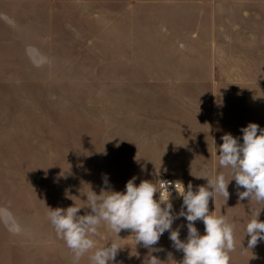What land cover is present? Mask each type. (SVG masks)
Here are the masks:
<instances>
[{"label":"rangeland","instance_id":"rangeland-1","mask_svg":"<svg viewBox=\"0 0 264 264\" xmlns=\"http://www.w3.org/2000/svg\"><path fill=\"white\" fill-rule=\"evenodd\" d=\"M126 5L0 0V208H8L20 228L11 231L0 221V264H91V252L74 260L48 213L75 204L85 214L86 194H99L105 175L111 190H125L115 159L95 158L79 142L87 118L90 134L102 128L95 119L102 106L93 100L95 90L86 92L79 81L100 71L150 67L148 15L123 14ZM229 193L223 206L236 242L230 264H264V241L248 249L245 236L253 212L264 205L239 200L237 188ZM91 238L97 247L119 240L104 223ZM113 264H119L118 255Z\"/></svg>","mask_w":264,"mask_h":264},{"label":"crops","instance_id":"crops-1","mask_svg":"<svg viewBox=\"0 0 264 264\" xmlns=\"http://www.w3.org/2000/svg\"><path fill=\"white\" fill-rule=\"evenodd\" d=\"M138 13L148 15L150 67L100 71L79 81L102 105L94 112L101 132L90 134L87 118L79 142L95 158L115 159L123 182L175 177L195 190L207 184L199 178L205 175L223 172L231 180V169L218 163L222 135L242 142L241 128H264V0H127L123 14ZM229 199L230 193L227 200L210 199L209 211L230 221L223 206ZM172 203L179 212L182 199ZM195 226L204 233L202 221ZM177 227L185 239L183 217ZM133 235L122 230L121 241L120 232L119 264H149L151 254L161 264L182 261L168 232L154 246L162 250L152 253Z\"/></svg>","mask_w":264,"mask_h":264},{"label":"clouds","instance_id":"clouds-1","mask_svg":"<svg viewBox=\"0 0 264 264\" xmlns=\"http://www.w3.org/2000/svg\"><path fill=\"white\" fill-rule=\"evenodd\" d=\"M241 138L231 133L222 135L223 143L219 146L218 163L222 168H230L232 179L226 180L223 172H217L209 179L206 175L199 177L207 180L206 185L195 190L189 183L187 188L180 180L169 181L157 178L154 181L142 180L135 183L136 177L129 179L124 191H114L108 187L107 175L103 177L104 188L97 194L90 190L86 194L87 209L80 215L81 207L69 206L66 209H50L48 216L57 234L74 253L78 262L85 254L91 252V264H113L122 249L117 242L97 247L91 237L96 235L102 223L111 231L119 233L130 230L136 242L149 251L159 252L154 247L161 236L169 233V239L177 251L183 253L179 264H230V253L235 250V226L223 215L217 216L209 211L210 199L215 201L217 195L229 198L228 186L235 181L238 199H252L264 205V128L256 123H249L241 128ZM244 189L239 191V189ZM173 193L182 198L179 212L174 210ZM158 194V198H157ZM264 207L261 208V210ZM253 212L245 229L248 249H253L264 241V221L259 220L260 212ZM183 217L187 221V236L180 238V229H173L176 220ZM0 221L9 230L19 232L8 208H0ZM197 221L204 224V234L195 226ZM149 264H161V260L151 254L147 257Z\"/></svg>","mask_w":264,"mask_h":264},{"label":"built area","instance_id":"built-area-1","mask_svg":"<svg viewBox=\"0 0 264 264\" xmlns=\"http://www.w3.org/2000/svg\"><path fill=\"white\" fill-rule=\"evenodd\" d=\"M161 179H165V180H169V181H176V180H180L182 181L181 179H178V178H175V177H161ZM183 182V181H182ZM184 183V182H183ZM185 185V184H184ZM157 198H158V194H157ZM179 199H182V198H179L175 195V193H173V197H172V200H179Z\"/></svg>","mask_w":264,"mask_h":264}]
</instances>
